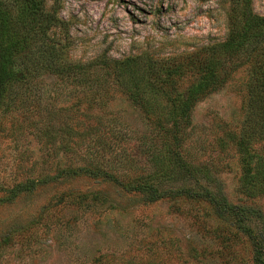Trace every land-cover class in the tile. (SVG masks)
Masks as SVG:
<instances>
[{
  "label": "rangeland",
  "instance_id": "374dc122",
  "mask_svg": "<svg viewBox=\"0 0 264 264\" xmlns=\"http://www.w3.org/2000/svg\"><path fill=\"white\" fill-rule=\"evenodd\" d=\"M47 4L61 22L48 35L66 63L89 64L100 56L118 62L138 58V69L149 63V74L157 73L155 82L170 97L168 103L152 104L159 116L170 111L172 102L198 78L203 49L224 42L237 12L235 0H47ZM252 10L264 17V0H252ZM242 62L236 58L227 82L190 111L180 155L193 167L191 175L177 170L158 135L159 130L172 131L167 116L158 124L145 116L115 85L110 71H88L85 85L40 73L39 86L46 94L41 102L58 114L55 122L43 125L42 119L34 118L36 129L30 128L21 119L19 103L0 115V264H253L247 238L231 219L216 218L207 201L146 204L142 195L125 194L103 177L60 180L5 200L18 184L58 180L62 170L88 165L59 146L60 129L68 118L75 127L77 110L93 104V126L126 134L121 149L131 161L129 169L109 170L102 162L99 168L120 184L150 179L161 192L206 191L216 200L222 198L244 211V225L260 236L264 247V197L249 199L238 191L248 151L232 144L244 110L247 75ZM113 155L107 154L105 160ZM153 155L162 161V173L156 172ZM83 196L89 201L81 203Z\"/></svg>",
  "mask_w": 264,
  "mask_h": 264
},
{
  "label": "trees",
  "instance_id": "16d2710c",
  "mask_svg": "<svg viewBox=\"0 0 264 264\" xmlns=\"http://www.w3.org/2000/svg\"><path fill=\"white\" fill-rule=\"evenodd\" d=\"M235 4L237 12L224 42L203 49L196 69L198 78L179 96L181 99L172 102L170 111L161 112V116H167L171 122L172 131L159 130L158 135L163 136L177 170L191 175L193 167L180 155L185 130L190 126V111L201 98L216 92L227 82L235 70L230 64L236 58L243 59L242 65L247 75L244 110L237 139L232 144L248 151L238 180V191L249 199H257L264 197V17L253 13L252 0H235ZM60 23L57 12H51L48 8L47 0H0V115L18 107L19 103L21 119L30 128L36 129L34 118L42 119L43 125L55 122L53 117L57 113L41 102L46 94L39 86L40 73L47 72L62 81L85 85L89 80L88 71L103 68L111 72L112 80L129 102L145 116L157 119L158 124L161 116L155 114L152 104L168 103L170 97L163 91L162 85L155 82L157 73L149 74L150 64L138 69V58L118 62L105 56L84 65L66 63L60 57V49L51 43L48 35L61 27ZM95 109L93 104L81 110L79 108L80 118L75 127L70 126L72 119L68 118L60 129L62 139L59 144L64 152L80 155L85 163L95 167L84 165L62 170L57 175L58 180L51 177L18 184L8 191L7 202L33 192L37 186L82 177H103L119 185L125 194L142 195L146 204L163 200L207 201L216 218L231 219L236 230L247 238L252 246L253 264H264V247L260 244L263 241L244 225L247 216L241 208L228 205L222 198L216 200L206 191L201 194L191 190L161 192L150 183V179L136 185L120 184L112 174L99 168L102 162L109 170L119 167L129 169L131 161L125 150L121 149L127 135L104 125L94 127ZM38 134L48 137L46 132L41 134L39 131ZM223 137L228 141L229 135ZM221 142L225 144L223 140ZM118 147L120 152H116ZM107 154H114L111 160H105ZM152 160L159 174L162 161L156 155L152 156ZM85 200L88 202L89 198H80L81 203ZM222 243L231 249L224 240Z\"/></svg>",
  "mask_w": 264,
  "mask_h": 264
}]
</instances>
